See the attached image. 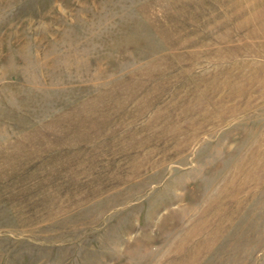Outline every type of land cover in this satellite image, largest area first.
Returning <instances> with one entry per match:
<instances>
[{
  "label": "rangeland",
  "instance_id": "374dc122",
  "mask_svg": "<svg viewBox=\"0 0 264 264\" xmlns=\"http://www.w3.org/2000/svg\"><path fill=\"white\" fill-rule=\"evenodd\" d=\"M0 264H264V0H0Z\"/></svg>",
  "mask_w": 264,
  "mask_h": 264
}]
</instances>
